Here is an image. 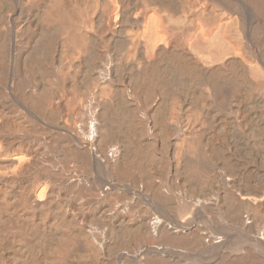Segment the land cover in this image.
Returning a JSON list of instances; mask_svg holds the SVG:
<instances>
[{"label":"bare ground","instance_id":"6f19581e","mask_svg":"<svg viewBox=\"0 0 264 264\" xmlns=\"http://www.w3.org/2000/svg\"><path fill=\"white\" fill-rule=\"evenodd\" d=\"M0 264H264V0H0Z\"/></svg>","mask_w":264,"mask_h":264}]
</instances>
